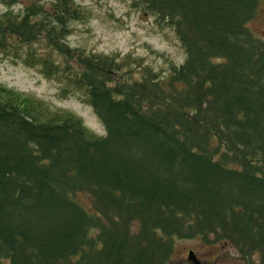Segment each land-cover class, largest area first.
<instances>
[{
  "label": "trees",
  "instance_id": "obj_1",
  "mask_svg": "<svg viewBox=\"0 0 264 264\" xmlns=\"http://www.w3.org/2000/svg\"><path fill=\"white\" fill-rule=\"evenodd\" d=\"M20 1L0 0V52L81 90L104 131L0 82V264H168L188 237L264 264L261 0H130L183 53L138 75L67 41L85 3Z\"/></svg>",
  "mask_w": 264,
  "mask_h": 264
},
{
  "label": "rangeland",
  "instance_id": "obj_2",
  "mask_svg": "<svg viewBox=\"0 0 264 264\" xmlns=\"http://www.w3.org/2000/svg\"><path fill=\"white\" fill-rule=\"evenodd\" d=\"M22 1L28 0L17 2L15 7L21 5ZM78 1L85 3L91 10L89 17L75 23L73 31L67 36L71 45L129 54L138 60L132 67L134 75L139 73V63L165 68L166 60L160 52L175 61L182 58L181 47L172 30L158 27L151 15L129 5L130 0ZM0 4L6 6L2 2ZM247 24L255 34L264 38V0L259 2ZM0 82L76 113L95 132L104 131L101 121L84 100L81 90L60 96L58 79L46 76L37 65H26L0 52ZM76 198L86 207L91 206L85 193H77ZM168 264H248V260L241 257L229 243L203 242L199 237H188L176 239Z\"/></svg>",
  "mask_w": 264,
  "mask_h": 264
},
{
  "label": "clouds",
  "instance_id": "obj_3",
  "mask_svg": "<svg viewBox=\"0 0 264 264\" xmlns=\"http://www.w3.org/2000/svg\"><path fill=\"white\" fill-rule=\"evenodd\" d=\"M7 9L3 4H0V12L6 11Z\"/></svg>",
  "mask_w": 264,
  "mask_h": 264
}]
</instances>
